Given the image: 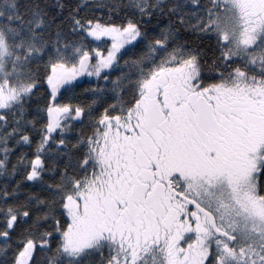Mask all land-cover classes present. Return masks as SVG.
I'll return each mask as SVG.
<instances>
[{"label":"snow or ice","instance_id":"6c2138e0","mask_svg":"<svg viewBox=\"0 0 264 264\" xmlns=\"http://www.w3.org/2000/svg\"><path fill=\"white\" fill-rule=\"evenodd\" d=\"M0 264H264V0H0Z\"/></svg>","mask_w":264,"mask_h":264}]
</instances>
